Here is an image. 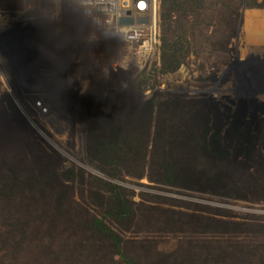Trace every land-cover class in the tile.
I'll return each mask as SVG.
<instances>
[{
  "label": "trees",
  "instance_id": "obj_1",
  "mask_svg": "<svg viewBox=\"0 0 264 264\" xmlns=\"http://www.w3.org/2000/svg\"><path fill=\"white\" fill-rule=\"evenodd\" d=\"M21 2L1 0L15 12ZM240 6L239 0H159L158 70L176 71L203 38L228 50ZM184 101L160 102L154 114L147 100L93 99L86 114L88 160L109 178L147 177L264 202V126L255 122L243 131L239 122L221 134L213 105ZM1 109L0 264H264V215L233 220L214 210L204 213L196 204L165 205L159 195L135 200L122 185L64 167L56 152L40 147L23 118L16 117V127ZM150 142L146 174L142 160ZM153 233L184 235L165 251L144 237Z\"/></svg>",
  "mask_w": 264,
  "mask_h": 264
},
{
  "label": "rangeland",
  "instance_id": "obj_2",
  "mask_svg": "<svg viewBox=\"0 0 264 264\" xmlns=\"http://www.w3.org/2000/svg\"><path fill=\"white\" fill-rule=\"evenodd\" d=\"M252 1L258 5L246 7V4ZM77 2L81 4L87 0H66L62 8L53 9L61 11L62 20L55 28H49L39 20L37 13L30 15L25 12V0H22L21 9L17 12L2 5L0 0L1 110L6 112L13 123L15 122L16 127L18 123L16 117L23 118L35 132L40 147L48 153L56 152L64 167L73 166L82 169L85 175L98 176L122 185L134 194L135 200H139L140 194L159 195L163 197L165 205L170 203L185 209L189 204H196L201 206L199 209L204 213L214 210L219 213L218 216L225 218L227 217L225 215L229 214L233 220H239L246 214L264 215V202L164 185L149 181L147 177L136 179L124 175L121 179L109 178L88 160L86 151L88 103L98 98L103 101L117 97L129 101L147 100L152 102L151 110L154 114L160 102L203 100L213 105L212 111L217 113L219 111L216 115L219 117L221 134L225 133L229 125H238L239 122L243 131L246 128L253 129L256 125L259 128L263 127L264 122L261 120L264 117L263 79H257L259 76L255 74L251 77L247 73H240L247 67L245 62L253 65L264 62V0H239L241 6L235 26L236 32L229 42L228 50L211 46L203 38L201 47H197L196 52H191L186 62L171 73H162L158 70L160 63L158 12L156 34H151L152 30H147L144 37L138 39L136 36L131 39L127 36L131 43L125 47L116 36L106 38L98 34L96 40H90L89 29L83 23V9L78 7ZM216 10L218 9H215L214 13H217ZM36 28L43 30L44 39L51 37L52 42H55L56 38L59 47L54 53L57 58L55 62L57 69L50 73L41 67L44 63L34 56L37 43L33 40L38 34ZM79 37L82 40L78 42ZM154 40L157 43H154ZM41 43L37 47L38 51ZM150 46L153 47L151 50ZM115 50H120L119 58L112 54ZM106 56L111 57L110 61L116 67L120 58L128 62L129 71L126 74L128 81L123 88L117 76L100 77L102 66L98 64L100 62L102 64ZM93 62L96 67L92 66ZM78 63L82 66L81 73L75 69ZM29 64L31 66H28ZM42 78L44 83L39 84ZM212 111L206 115L208 125H212L213 122ZM152 133L154 134L153 125L150 128L151 139ZM261 142L262 139L259 138V143ZM152 146V142L147 144L149 154L142 160L145 163L146 174ZM127 235L132 239H142L140 235ZM183 235L153 233L144 237L157 243L159 249L168 251L179 243ZM207 235L204 234L210 239L224 240L223 236L211 238Z\"/></svg>",
  "mask_w": 264,
  "mask_h": 264
},
{
  "label": "clouds",
  "instance_id": "obj_3",
  "mask_svg": "<svg viewBox=\"0 0 264 264\" xmlns=\"http://www.w3.org/2000/svg\"><path fill=\"white\" fill-rule=\"evenodd\" d=\"M65 3L66 0H25L24 9L30 15L37 13L43 24L49 28H55L60 24L62 14L61 11L53 9H60ZM119 4L120 0H87L86 3L78 5L79 8L85 10L83 23L89 29L88 38L90 40H96L98 34H101L106 38L118 37L121 45L125 47L131 43L127 36L131 35L132 30L127 28L126 24L118 23L115 19L113 9L118 8Z\"/></svg>",
  "mask_w": 264,
  "mask_h": 264
},
{
  "label": "bare ground",
  "instance_id": "obj_4",
  "mask_svg": "<svg viewBox=\"0 0 264 264\" xmlns=\"http://www.w3.org/2000/svg\"><path fill=\"white\" fill-rule=\"evenodd\" d=\"M23 28V27H22ZM21 28V29H22ZM20 31V30H19ZM21 34V33H20ZM43 39H44V35L42 36H38V37H35L34 38V40H33V42H35V43H37L36 44V48H35V57H37V59H38V61H40L41 63H44V64H41V67H43L44 69H47V71H48V73H50V72H52V70H54V69H57V67H56V64H55V62H56V57L54 56L55 54L54 53H56L55 51L59 48L56 44V38H55V42L52 44V38L51 37H47L46 39H45V41H43ZM78 39V42L80 41V40H82L81 39V37H79V38H77ZM28 42V41H27ZM42 42V43H41ZM82 42V45H83V41H81ZM32 43V42H31ZM41 43V46H39L40 48H38L39 49V51L37 50V47H38V45ZM19 48V47H18ZM120 49V48H119ZM84 51V50H83ZM119 51V50H118ZM118 51L117 50H115L114 52H112V54H114L115 56H117L118 58L121 56H119V53H118ZM70 52V51H69ZM72 53V52H71ZM70 53V54H71ZM20 54H22V53H20ZM73 54V53H72ZM74 55V54H73ZM46 56H48V59H46ZM70 57H71V55H70ZM110 56H106L103 60H102V64L104 63V72H102V71H100V77L101 78H112V76H117V78H119L120 79V81L122 82V88H123V85L125 84V81H128V77H126V74L128 73V71H129V64H128V62H126L125 60H122L121 58L119 59V62H118V64H117V67L116 66H114L112 63H111V61H110ZM123 58V57H122ZM35 59V58H34ZM26 62V61H25ZM97 62V64H98V61H96ZM31 63V62H30ZM70 63L71 62H69V64L68 65H70ZM258 63V62H257ZM36 64V63H35ZM102 64H101V62L98 64V66H102ZM248 64V63H247ZM264 62H262V63H259V64H248L247 65V67L245 68H243L242 69V71H241V73L240 74H244V73H247L248 74V76H251V77H253V76H255V75H253V74H256V72L258 71V70H263L264 69ZM28 66H31L30 64L28 65ZM34 66V65H33ZM77 67H75V69L78 71L79 70V72L81 73L82 72V69H81V67L82 66H80L79 65V63L76 65ZM92 66H95V64H94V62L92 63ZM92 66H91V68H92ZM96 67V66H95ZM78 68V69H77ZM23 69V68H22ZM34 69V68H33ZM41 70V71H46V70ZM95 69H97V68H95ZM134 70V69H133ZM30 71V70H29ZM46 71V72H47ZM95 72H96V70H95ZM134 73V72H133ZM36 75H37V73H35ZM53 77V76H52ZM245 77V76H244ZM257 79H261V77L259 78H257ZM130 80V79H129ZM29 81V80H28ZM97 81H99L98 79H97ZM40 83H44V81H43V78L41 79V81L39 82V84ZM71 86H73V84L72 85H70V87ZM69 87V86H68Z\"/></svg>",
  "mask_w": 264,
  "mask_h": 264
},
{
  "label": "built area",
  "instance_id": "obj_5",
  "mask_svg": "<svg viewBox=\"0 0 264 264\" xmlns=\"http://www.w3.org/2000/svg\"><path fill=\"white\" fill-rule=\"evenodd\" d=\"M78 4L80 5V2H77V5ZM158 4V0H120L119 7L113 9V11L115 13L116 21L118 23L126 24L127 28L132 30L131 35H129L130 39L135 36L138 39L144 37L143 35L147 30H152L151 34H156V14L158 12ZM84 11L85 10L83 9L82 15ZM36 31L38 34L35 37L44 35L41 28H36ZM53 43L54 42H52V44ZM154 43H157V41L154 40ZM149 48L151 50L153 47L150 46ZM262 79V86L264 87V77H262Z\"/></svg>",
  "mask_w": 264,
  "mask_h": 264
},
{
  "label": "water",
  "instance_id": "obj_6",
  "mask_svg": "<svg viewBox=\"0 0 264 264\" xmlns=\"http://www.w3.org/2000/svg\"><path fill=\"white\" fill-rule=\"evenodd\" d=\"M245 63H248V62H245ZM255 75H257V76H259L261 78L264 77V69L263 70H258Z\"/></svg>",
  "mask_w": 264,
  "mask_h": 264
},
{
  "label": "flooded vegetation",
  "instance_id": "obj_7",
  "mask_svg": "<svg viewBox=\"0 0 264 264\" xmlns=\"http://www.w3.org/2000/svg\"><path fill=\"white\" fill-rule=\"evenodd\" d=\"M103 66H104V64L102 65V68H101V71H102V72H104V71H105V70H104V68H103ZM104 67H105V66H104Z\"/></svg>",
  "mask_w": 264,
  "mask_h": 264
}]
</instances>
